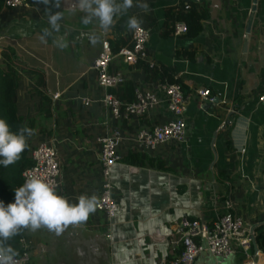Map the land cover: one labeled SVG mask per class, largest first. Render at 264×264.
<instances>
[{
    "label": "crops",
    "instance_id": "obj_1",
    "mask_svg": "<svg viewBox=\"0 0 264 264\" xmlns=\"http://www.w3.org/2000/svg\"><path fill=\"white\" fill-rule=\"evenodd\" d=\"M184 5L202 19V30L193 37L168 32L167 10ZM251 7L252 0H133L125 18L119 22L118 13L104 31L95 18L85 23L87 14L78 0L3 6L0 55L14 54L18 115L34 130L30 147L56 138L59 195L71 204L81 195L97 197L100 192L99 137L115 128L130 136L171 117L158 90L160 103L143 115L113 117L104 107L92 67L103 36L111 42L114 68L124 75L111 90L121 101H132L137 88H153L159 81L148 79L146 65L170 67L187 96L183 141L151 151L131 140L120 142L121 159L111 172L119 206L111 239L104 215L96 209L87 221L68 225L59 235L43 227V236H49V264H162L180 250L182 218L211 222L226 211L241 216L239 237L254 236L258 252L251 241L242 246L236 240V253L214 258L202 252L194 264H243L249 255L264 264V106L257 98L264 87V0H257L246 32ZM57 13L59 31L49 23ZM131 16L149 29L148 56L137 64L124 63L117 54L132 43L126 26ZM57 37L67 46L58 47ZM199 87L209 88L213 100L199 97ZM55 91L60 92L57 98ZM22 231L23 238L36 240V232Z\"/></svg>",
    "mask_w": 264,
    "mask_h": 264
},
{
    "label": "built area",
    "instance_id": "obj_2",
    "mask_svg": "<svg viewBox=\"0 0 264 264\" xmlns=\"http://www.w3.org/2000/svg\"><path fill=\"white\" fill-rule=\"evenodd\" d=\"M29 0H4V7L18 8L28 6ZM186 31L184 21L174 23L173 34H182ZM149 29L140 25L132 30V43L118 49L117 54L126 64H137L147 58L146 42ZM113 48L107 36L101 39L100 51L93 61L96 83L102 90L101 101L113 117L129 118L143 115L157 108L161 99L158 91H162L167 103V110L171 114L167 120L160 121L140 128L136 133L126 136L115 128L111 132L98 138V159L101 165V189L96 198L95 209L101 211L105 218L106 236L111 239L113 220L118 212V202L114 196V184L111 179L112 166L121 159L118 146L123 140H131L134 145L145 151L156 149L165 142H181L185 135V111L187 96L178 81L169 83L158 81L153 88H137L132 101L123 102L111 91V88L124 80L123 72L114 68ZM199 97L212 101L210 89L199 87L196 89ZM53 98L60 96L59 91L53 92ZM258 101L264 106V87L258 94ZM56 138H47L39 141L29 149L32 163L22 171V184L31 175H39L51 182L59 195L61 188V165L56 149ZM243 229V221L239 214L226 211L211 222L199 219L182 218L178 234L179 252L162 261V264H194L196 257L203 251L211 253L217 258H225L236 253L234 242L237 240L242 246H247L251 236L239 237ZM24 249L14 257L16 264H33L30 252L24 239ZM205 243V244H204ZM243 264H257L256 260L247 256Z\"/></svg>",
    "mask_w": 264,
    "mask_h": 264
},
{
    "label": "clouds",
    "instance_id": "obj_3",
    "mask_svg": "<svg viewBox=\"0 0 264 264\" xmlns=\"http://www.w3.org/2000/svg\"><path fill=\"white\" fill-rule=\"evenodd\" d=\"M132 6L133 0H122L121 3H117V0H78L79 9L87 14L85 23L95 18L104 31L112 26L114 15L126 13ZM138 6L142 9L148 7L144 3ZM59 19V13L49 16V23L55 31H59ZM140 24L136 16L126 21L129 30L138 29ZM97 39L93 37L92 42L96 43ZM62 41L63 37L56 38L60 48L67 46ZM32 135L34 130L26 125L12 131L7 120L0 118V165L8 167L18 161ZM14 192V203L5 206L0 202V264H16L14 257L17 253L6 242L21 229L36 231L45 227L59 235L68 225L87 221L89 214L95 211V196L81 195L78 203L71 204L67 198L57 194L53 183L39 175L28 176Z\"/></svg>",
    "mask_w": 264,
    "mask_h": 264
},
{
    "label": "trees",
    "instance_id": "obj_4",
    "mask_svg": "<svg viewBox=\"0 0 264 264\" xmlns=\"http://www.w3.org/2000/svg\"><path fill=\"white\" fill-rule=\"evenodd\" d=\"M122 0H117V3H121ZM4 0H0V11L3 8ZM117 15V14H116ZM114 15V17H116ZM125 13L121 14L118 21H122L125 18ZM113 17V19H114ZM167 18H171L170 27L168 32L173 33L174 23L176 21H184L186 24V31L183 35L193 37L197 35L203 28L201 17L190 5L180 6L178 8H172L167 10ZM11 54L14 56L13 51ZM148 70V79H159L161 82H175L177 81L170 67L158 68L156 66L146 65ZM16 86H17V72L12 67L9 61L2 60L0 62V118L6 119L12 131H17L21 126L25 125L22 122V117L18 115L16 107ZM184 90V85L181 84ZM112 90V88H111ZM29 127L28 125H26ZM30 149V143L27 140V147L21 154V157L14 164L4 167L0 165V202H3L5 206L9 203H14L15 192L14 189L22 185V171L23 169L32 163L31 158L28 155ZM23 229L18 234L11 237L7 242V246L12 247L17 255L24 249ZM264 244V238H262Z\"/></svg>",
    "mask_w": 264,
    "mask_h": 264
},
{
    "label": "rangeland",
    "instance_id": "obj_5",
    "mask_svg": "<svg viewBox=\"0 0 264 264\" xmlns=\"http://www.w3.org/2000/svg\"><path fill=\"white\" fill-rule=\"evenodd\" d=\"M5 54H6L5 56L0 55V62L2 60L9 61L13 67L14 66V63H13L14 56L9 51H6ZM43 230L44 228L41 227L40 229L34 231L37 233L36 236L34 235V238L36 239L35 241L34 240L31 241V239L27 236H26L27 239L24 238L25 245L30 252L31 262L34 264H49V236L47 237L43 236ZM31 242H34V243L31 244ZM203 252H206V251H203Z\"/></svg>",
    "mask_w": 264,
    "mask_h": 264
},
{
    "label": "water",
    "instance_id": "obj_6",
    "mask_svg": "<svg viewBox=\"0 0 264 264\" xmlns=\"http://www.w3.org/2000/svg\"><path fill=\"white\" fill-rule=\"evenodd\" d=\"M256 3H257V0H252L251 14H250V16L248 18V21H247L246 32H248L250 30V27H251V24H252L253 15H254V11H255V7H256ZM253 230H254V228L251 229V232H253ZM251 242L254 245L255 252L257 253L258 252V248H257L254 236L251 237Z\"/></svg>",
    "mask_w": 264,
    "mask_h": 264
}]
</instances>
